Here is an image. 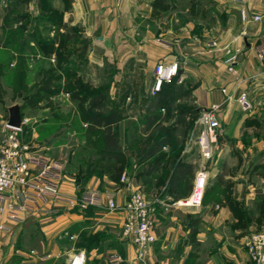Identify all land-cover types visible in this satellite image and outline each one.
<instances>
[{
    "label": "crops",
    "instance_id": "crops-1",
    "mask_svg": "<svg viewBox=\"0 0 264 264\" xmlns=\"http://www.w3.org/2000/svg\"><path fill=\"white\" fill-rule=\"evenodd\" d=\"M135 1L138 0H74L69 19L73 25L85 28L92 40L93 54L96 50L114 54L121 68L133 70L143 64L153 78L158 63L178 61L184 77L182 84L193 109L220 105L223 133H232L231 139L220 138L219 158L210 169L209 189L220 184L221 177L222 191H212L216 193L212 202L200 209L177 205L190 196L202 164L197 148L190 147L187 152L190 133L185 131L184 138L178 133L182 140L178 141L180 151L176 150L171 163H166L164 157L156 161L154 189L133 181L120 186L121 181L117 184L105 179L106 184H102L93 177L88 188L100 194L102 203L88 210L77 204L61 205L58 215L31 217L21 224L0 214V264H72L79 254L84 256L83 264H111L115 257L121 259L119 264H143L137 258L135 246L122 237L126 213L122 209L110 211L106 203V197L113 195L119 207H123L129 194L141 188L146 198H153L150 202L155 207L156 241L146 264H253L246 242L264 229V58L257 52L258 47L264 46V20L244 22L240 10L245 8L250 18L264 14V0H243V5L222 0V5L230 4V8L237 10L241 24L236 32L225 30L215 48L200 41L180 47L168 41H151L148 36L137 39L133 28L126 31L120 26L121 21L134 17L129 7ZM230 59L232 72L228 71ZM242 92L247 93L251 103L247 112L236 101ZM228 96L232 99L227 100ZM0 119L1 139L8 121L1 116ZM182 130L179 126L178 132ZM233 148L254 153L242 164L245 169L237 166L236 159H220L226 149ZM177 166L179 170L192 171L180 188H175L177 179L171 186ZM148 176L151 178L140 173L141 183L149 181ZM62 192L69 198L77 196L67 184ZM88 221L92 222L90 231L100 235L84 242Z\"/></svg>",
    "mask_w": 264,
    "mask_h": 264
},
{
    "label": "rangeland",
    "instance_id": "rangeland-1",
    "mask_svg": "<svg viewBox=\"0 0 264 264\" xmlns=\"http://www.w3.org/2000/svg\"><path fill=\"white\" fill-rule=\"evenodd\" d=\"M221 1L138 0L129 7L134 17L121 21L120 26L126 31L133 28L139 40L148 36L151 41H168L180 47L200 41L215 48L225 30L236 32L241 24L237 10L230 8V4L222 5ZM73 2L0 0V116L7 122V109L21 105L25 122L19 132L22 141L30 146L33 156L59 164L63 187L67 184L75 189L76 204L88 210L91 206L80 201L86 192L92 191L88 186L93 177L102 184H106L105 179L117 184L121 181L120 186L133 181L154 189L155 173L142 183L140 173H146L159 158L145 159L140 151L144 149V153L156 140L166 137L165 131L178 124L180 130L187 128L186 133H190L189 124L179 122V118L182 111L188 113L193 106L187 97H180L186 86L181 89L177 84L180 87L183 80L176 85L170 83V89L177 94L164 108L154 109L151 117L156 119L150 125L147 107L153 99L154 78L143 64L131 70L118 66L114 54L97 50L93 54L92 40L85 34V28L73 25L69 19ZM93 93L106 97L102 116L114 108L120 112L117 130L122 151L118 158L102 153L101 131H93L88 121L96 113L90 105ZM230 133L224 132L221 138L231 139ZM175 141L182 140L176 135ZM177 149L178 145L174 144L163 150L166 163H171ZM253 155L252 151L233 148L226 149L220 159H236L241 167ZM219 185L216 193L222 191ZM208 189L209 184L201 208L216 195ZM141 190L137 189L140 193ZM85 226L88 229L83 232L84 242L99 237L100 234L89 229L92 222H85Z\"/></svg>",
    "mask_w": 264,
    "mask_h": 264
},
{
    "label": "built area",
    "instance_id": "built-area-1",
    "mask_svg": "<svg viewBox=\"0 0 264 264\" xmlns=\"http://www.w3.org/2000/svg\"><path fill=\"white\" fill-rule=\"evenodd\" d=\"M233 4L243 5V0H230ZM240 16L244 22H262L264 14L249 17L248 11L241 8ZM258 55L264 58V46L257 49ZM233 60H229L228 71H233ZM184 80L178 61L160 62L154 69L152 96L158 95L165 84L176 80ZM223 94H227L226 89ZM232 99L231 96L227 100ZM236 101L242 111L251 110V103L246 92L237 96ZM220 105L203 109L191 132L189 147L197 148L202 164L194 179L190 196L177 202L179 207L201 208L209 184L210 169L215 164L219 149V140L223 135V127L219 118ZM22 129V128H21ZM21 129L9 128L0 139V214L8 221L21 224L25 219L40 215H58L61 205L76 206L75 198L66 197L63 192V173L59 164L32 155L31 148L19 135ZM82 205L98 206L102 203L97 191L86 192ZM110 211L122 209L126 219L122 228V237L131 242L136 249L137 258L146 264L151 247L156 241L154 234V204L148 201L139 191H132L123 207H119L113 195L106 197ZM246 249L253 264H264V229L252 234L246 242ZM121 259L115 257L111 264H119ZM84 256L79 254L72 264H83Z\"/></svg>",
    "mask_w": 264,
    "mask_h": 264
},
{
    "label": "trees",
    "instance_id": "trees-1",
    "mask_svg": "<svg viewBox=\"0 0 264 264\" xmlns=\"http://www.w3.org/2000/svg\"><path fill=\"white\" fill-rule=\"evenodd\" d=\"M66 71V68L63 66V72ZM171 83H178L177 79L173 80ZM170 84V83H169ZM178 88L182 89V86L184 87V85L181 83L180 87L179 84H177ZM179 90V89H178ZM184 91V90H183ZM181 91L182 95H180V97H188L189 93L187 91ZM174 94H177V92H174L172 89H170L168 84H165L162 87V90L160 93H158V95H156L155 97H153V99H150L149 101L151 102L150 105H148L147 107V115H148V122L150 125H152V123H154V120L156 119V117H151L154 109L156 108H164L165 107V103L170 104L172 102V100L174 99ZM79 96H83L79 95ZM177 96V95H176ZM106 97H103L100 93H93L91 94V102L90 105L92 108H95L96 113H94L92 115V117H90V119L88 120L92 125H93V131H101V135H102V141H103V147H102V153H104L105 155H109L112 159L113 158H118V155L121 153L122 151V146L120 144V141L118 139V124L120 123V112L118 111L117 108H114L111 113H109L108 115H101V111L103 109V105H104V101H105ZM32 102V101H30ZM99 113H98V112ZM201 111V110H200ZM200 111H195L194 109H192L191 111H187L188 113H186V111H182L180 113V118H179V122H184V123H188L189 124V128H190V133L192 132V129L194 127V122L196 121V119L198 118ZM191 114V116H189ZM189 119V120H187ZM187 120V121H186ZM178 122V123H179ZM177 123V124H178ZM178 127L179 124L176 125L175 127H172L169 132V130L165 131L164 134H166L165 138L163 139H159L156 140L153 145H151L148 149L145 150L144 153L141 152V155L143 154V157L145 159L147 158H153V157H157L159 158L158 160L162 159V155H160V153L163 151V148L170 146L173 147V145H178V149L180 151L179 148V143L175 140L176 135H179L178 133H180V135L184 136L185 131L187 130V128H184L181 132H178ZM178 144H177V143ZM156 170V165H152L150 167V169L146 172V174L148 175H152ZM114 172L116 173L117 171L114 170ZM192 171L191 170H187L186 168H183V170H179V166L176 167L175 172L171 178V186L173 185V182L175 181V179H177V184L175 186V188H180L183 185L184 182V178L185 176H187L188 174H191ZM218 181L222 183L221 177H218ZM220 183V185H221ZM187 187V185H186ZM172 189V188H171ZM216 190V186L211 189H209V192H212ZM207 194L205 193V196ZM205 198V197H204ZM194 233V231H193Z\"/></svg>",
    "mask_w": 264,
    "mask_h": 264
},
{
    "label": "water",
    "instance_id": "water-1",
    "mask_svg": "<svg viewBox=\"0 0 264 264\" xmlns=\"http://www.w3.org/2000/svg\"><path fill=\"white\" fill-rule=\"evenodd\" d=\"M7 110L9 114L7 126L9 128L21 129L25 125V122L23 121L21 116V105L15 104L13 106H10Z\"/></svg>",
    "mask_w": 264,
    "mask_h": 264
}]
</instances>
